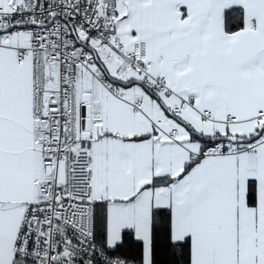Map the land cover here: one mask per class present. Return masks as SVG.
Segmentation results:
<instances>
[{
    "label": "snow or ice",
    "instance_id": "1",
    "mask_svg": "<svg viewBox=\"0 0 264 264\" xmlns=\"http://www.w3.org/2000/svg\"><path fill=\"white\" fill-rule=\"evenodd\" d=\"M0 264H264V0H0Z\"/></svg>",
    "mask_w": 264,
    "mask_h": 264
},
{
    "label": "trees",
    "instance_id": "2",
    "mask_svg": "<svg viewBox=\"0 0 264 264\" xmlns=\"http://www.w3.org/2000/svg\"><path fill=\"white\" fill-rule=\"evenodd\" d=\"M124 251L130 256H135L137 253V245L135 244L134 241L129 240ZM158 256L160 259H167L168 258L167 253L164 250V246H163L162 241H161V243L158 244Z\"/></svg>",
    "mask_w": 264,
    "mask_h": 264
}]
</instances>
